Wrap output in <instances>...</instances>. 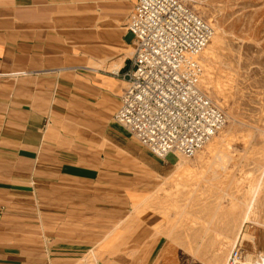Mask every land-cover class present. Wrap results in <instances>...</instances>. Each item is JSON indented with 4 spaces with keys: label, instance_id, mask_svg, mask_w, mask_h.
Here are the masks:
<instances>
[{
    "label": "rangeland",
    "instance_id": "1",
    "mask_svg": "<svg viewBox=\"0 0 264 264\" xmlns=\"http://www.w3.org/2000/svg\"><path fill=\"white\" fill-rule=\"evenodd\" d=\"M181 1L213 27L200 87L225 127L193 158L165 163L114 121L121 137L106 132L79 160L99 178L26 211V249L51 245L56 264H227L232 250L264 264V0Z\"/></svg>",
    "mask_w": 264,
    "mask_h": 264
},
{
    "label": "crops",
    "instance_id": "2",
    "mask_svg": "<svg viewBox=\"0 0 264 264\" xmlns=\"http://www.w3.org/2000/svg\"><path fill=\"white\" fill-rule=\"evenodd\" d=\"M137 3L0 0V264H56L53 246L44 254L40 241L24 247L26 211L39 213L46 191L98 179L79 160L104 146L106 132L121 137L114 116L134 55L126 27Z\"/></svg>",
    "mask_w": 264,
    "mask_h": 264
},
{
    "label": "built area",
    "instance_id": "3",
    "mask_svg": "<svg viewBox=\"0 0 264 264\" xmlns=\"http://www.w3.org/2000/svg\"><path fill=\"white\" fill-rule=\"evenodd\" d=\"M134 39L117 125L156 158H193L226 125L200 83L213 27L181 0H138L126 27ZM227 264H241L232 250Z\"/></svg>",
    "mask_w": 264,
    "mask_h": 264
},
{
    "label": "bare ground",
    "instance_id": "4",
    "mask_svg": "<svg viewBox=\"0 0 264 264\" xmlns=\"http://www.w3.org/2000/svg\"><path fill=\"white\" fill-rule=\"evenodd\" d=\"M212 40V39H211ZM211 42V41H210ZM209 45V44H208ZM208 49V48H207ZM207 145V144H206ZM205 145V146H206ZM178 165H180V162H178L177 164H176V166H178ZM243 264V263H242ZM245 264V263H244ZM247 264V263H246ZM257 264H260L259 262H257Z\"/></svg>",
    "mask_w": 264,
    "mask_h": 264
}]
</instances>
